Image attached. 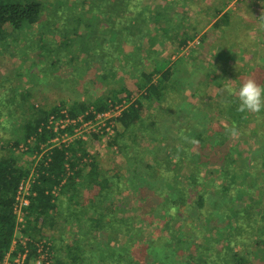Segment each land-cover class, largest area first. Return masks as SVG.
<instances>
[{"label":"trees","instance_id":"trees-1","mask_svg":"<svg viewBox=\"0 0 264 264\" xmlns=\"http://www.w3.org/2000/svg\"><path fill=\"white\" fill-rule=\"evenodd\" d=\"M141 2V0H91L86 6L84 5L86 7L85 13L73 17V20L70 19L71 21L66 23L64 27L67 32L66 35L72 32V38H78L76 36L79 35L88 39L89 48L86 47L87 49L84 51L85 60H95L96 62H91L94 65L99 60H106L99 62V64L107 65L112 62V66L115 64L114 61H117V64L121 63L123 68L126 64L133 67L137 65L136 67H138L136 68L138 69V77L134 81V88H129L126 83L120 88L111 89L108 96L97 98L92 103L75 101L66 111L71 117L88 113L87 118H93L96 113L104 112L116 103L136 96L134 101L115 118L116 131L110 144H117L121 150H125L124 152L131 156L133 171L129 181L126 180V182L130 187H136L135 190H138L139 198H141L139 206L143 216L139 219L143 222L140 224L141 227L139 226L140 231L145 228L142 223L158 222L161 224L159 233L162 232L165 237L153 236L152 239H167V241L165 244L157 243L154 245L149 242L151 238H147L146 241L144 240V246L140 249L141 253L134 255L131 250L133 244L130 243H135L136 237L141 234L134 226L137 222L131 217L117 215L108 208L110 195L103 193V189L109 185V181L99 172L95 161L91 159L90 163H85L89 164L90 168L87 173H83L85 166L81 162L90 155L84 147L85 140L79 139L68 146L53 147L50 151L44 152L39 160L38 178L32 187L34 194L30 197V204L26 209V228L22 230L23 237L21 242L18 241L20 243L16 249L22 252L26 249L28 260L38 258L40 254L38 242L49 236L44 232V228L48 229L54 226L56 213H59L58 217L62 219L64 229L69 225H75V231L71 235L73 239L64 246V259L55 257V264H62V259L66 264L208 263L210 259L204 255L213 250L217 251L214 249L213 242L220 241V239L207 236V229L211 227L223 238H227V244L223 245V248L228 254L232 251L230 245L232 236L236 237L234 241L238 243L237 237L243 239L242 236L249 230L245 228V225L241 228L243 222L239 225L235 221L237 220L235 217L237 218L243 211L249 213L251 207L258 204L259 201L252 197L251 191L249 193L240 192L242 187L237 185L238 172L241 170L246 175L251 174L252 170L243 166L236 167L241 143L234 141V136L230 130L235 126L238 133L244 134L245 125H247L252 113L239 112L237 110L238 97L236 95H230L229 98L223 97L220 92L216 99L220 102L222 97L224 103L222 104V111H219L222 121L217 128H211L207 124L199 127L197 122L201 118L194 119L193 113H186L188 110L185 105L178 106L172 103L163 107L161 101L168 88V83H174L172 77L176 63L166 67L156 65L151 72L144 71L143 67L140 68L146 61L153 63L150 61L153 57L149 55V47L141 49V38L145 36V26L150 21L148 19V17L150 18V7L148 5L141 7ZM173 4L175 8L177 0ZM166 9L168 8L164 9L165 14L160 12L155 13V16L156 18L163 15L167 16L166 22L169 26L163 28L162 37H149L151 47L157 45V39L162 41L164 38L170 40L172 45L184 46L188 39L185 27L187 24L180 22L181 27L179 29L177 23L173 22L172 16H168L169 12H166ZM58 19L60 18H54L52 12H47L44 0H0V42L6 44L7 37L15 36L28 28L44 38L45 45L42 46V51L55 54L54 59L47 58L46 67L50 69V64H56L55 68L57 64L72 67L68 61L61 63L62 58L58 55V47L54 44L56 40L47 37L48 33H53L57 28L56 20ZM86 20H93V23H87L88 28H85ZM84 28L86 31H82L81 34L79 30ZM125 42H129L133 47L132 51H129L130 54H134L136 51L141 53L138 54L137 59H130L129 54L120 50H124ZM97 66L93 67L95 72H97ZM125 68H129V66ZM106 74L104 73L102 76ZM114 75L116 73H113L112 76ZM156 75V80H154ZM236 76L237 73H235ZM153 101L159 103L158 109L169 111L168 120L182 124L180 127L183 128L178 132L180 135L178 136L176 133L175 136L181 140L183 138L191 140L189 144L182 146L184 149L190 151L193 146L196 149L198 146L206 148L208 145L206 157L200 153L195 155L196 158L193 160V157L189 155L190 162L188 165L192 171L190 177L187 178V185H184L177 175L178 168L186 162L185 154L180 153L182 149H179L180 146L175 143H171L173 141L170 131L168 129L164 131L163 124L160 121L158 123L159 119L156 114L149 116L154 119H143L147 110L146 102L152 103ZM59 111L60 107L43 111L33 124L25 126L22 143L28 145L33 141L31 148L26 149V152L34 151L36 155L42 152V144L52 136L43 125H45L49 115L59 113ZM186 118H190V120L187 121ZM187 124L194 128L188 130ZM40 127H43L42 131L38 130ZM99 137L98 134L94 133L89 138L96 139ZM138 138L144 140L151 138L158 142L160 140L166 141L165 148L158 146L156 149L152 148L151 161L146 163L143 158L146 154L145 149H140V144H134L130 147L128 143L130 140L134 141ZM252 154L257 155L250 159L255 164V171L258 167L264 170V146L257 148V151L254 149ZM17 161L15 156H0V264L3 263L9 252L15 236L16 225L13 206L16 191L21 179L28 172V169L18 167ZM259 161L261 165H259ZM81 165L82 167H80ZM212 165L220 166L219 177L221 179L219 180L221 181L217 185L221 189L218 195L207 194L208 189L204 188L205 178L199 176L202 172L208 173V167ZM69 170H73V175H67ZM149 171L151 175L147 176L146 172ZM74 176L81 178L82 182L99 187V190H95L97 192L91 194L87 203L79 199L80 195L75 196L77 195L75 193L80 192L77 186L84 183L75 181ZM65 177L68 179L63 184L60 194L54 195L52 193L53 187L60 185ZM146 179H151L152 185ZM201 179H203V189L198 190L197 187L202 182ZM142 183L151 185L149 192L144 190ZM166 184H172V188L168 189L165 187ZM262 185L263 188L260 193H264V183ZM192 189H195L196 192H191ZM240 195L243 197L239 198ZM64 196L65 199H63ZM243 199L244 203H242ZM207 205H209L208 209H206ZM222 206L223 209L226 206L228 211H220ZM233 220L234 224L232 225ZM174 222L179 225L176 229L172 228ZM260 229L264 231V225ZM119 233L127 235L123 249L113 245ZM255 234L262 238L260 240L264 244V233ZM250 235H252L251 232L247 233L246 237ZM203 236L208 237L207 244L204 243L205 241L202 242L203 239H200ZM44 247L48 248L46 244L43 246V250ZM54 249L52 248V251ZM231 256L235 258V264H264V256L254 260L236 250L231 253Z\"/></svg>","mask_w":264,"mask_h":264},{"label":"rangeland","instance_id":"rangeland-1","mask_svg":"<svg viewBox=\"0 0 264 264\" xmlns=\"http://www.w3.org/2000/svg\"><path fill=\"white\" fill-rule=\"evenodd\" d=\"M44 1L47 12H52L55 19L60 18L56 20L58 25L55 31L48 33L47 37L56 40L54 44L58 47V55L62 58L61 63H67L68 61L72 64L70 65L72 67L63 66L62 64H57L56 68V64H50V69L46 67L47 58L52 60L55 54L42 51V46L45 45L44 38L28 28L15 36L7 37L6 44L0 42V156H15L18 159V167L28 169V171L37 158H34L36 155L34 151L26 152V149L31 148L33 141L28 145L22 143L24 141L25 126L33 124L43 111H49L55 107L66 110L75 101L92 103L97 98L108 96L111 89L120 88L126 83L132 89L135 87L134 81L138 77L137 65L133 67L125 63L129 68H125L126 66L123 68L121 63H119L120 66L117 64V61H114L115 64L111 66L112 62L107 65H104V63L99 64V62H105L106 60H99L95 65L91 63L92 61L96 62L95 60H85L84 51L89 48L88 39L79 35L76 36L78 38H72V32L66 35L67 32L64 29L66 23L73 20V17L85 13V6L91 0ZM141 1V7L143 5L150 7V18L147 16L150 21L145 26V36L141 38V49L149 47V55L153 57L150 61H153V63L146 61L140 68L143 67L144 71L151 72L156 65L166 67L176 63L172 77L174 83H168V88L161 101L163 107H167L172 103L178 106L185 105L188 110L186 113H193L195 115L194 119L201 118L197 122L199 127L207 124L211 128H217L222 121L219 111H222L224 99L221 97L219 102L216 96L220 92L223 97L229 98L230 95L225 89L226 84H230L235 90L240 87L243 81L251 78L264 85V0H177L175 8L173 4L175 0ZM165 8H168L166 9V12H169L168 16H172L173 22L177 23L179 29L181 27L180 22H186L188 39L184 46L172 45L170 40L164 38L162 41L157 39V45L151 47L149 37H162L163 28L169 26L166 22L167 16L163 15L158 18L155 16V13L163 12L165 14ZM215 21H217V24L214 25ZM85 22V28H88L87 23L91 24L93 20H86ZM85 28L79 30V32L82 34V31H86ZM132 49V45L125 42L124 50H120L125 54H129L130 59H137L138 54L141 53L136 51L134 54H130L129 51H132ZM96 65H98L97 72L93 70ZM104 73H107L106 77L102 76ZM113 73H116V75L112 76ZM235 73H237L236 77ZM104 77L105 79H103ZM156 77L157 75L153 79L156 80ZM145 106L147 110L143 119L148 120L152 118L149 117L151 114H156L159 119L158 123L160 121L163 126L166 125L165 127L162 126L164 131L166 129L170 131L173 141L171 143L180 146L179 149H182L180 153L185 154L186 162L178 168L177 175L182 183L187 185V178L190 177L192 171V168L188 165L190 162L189 155L193 157V160L196 158L195 155L200 153H203L206 157L209 149L208 145L206 148L198 146L196 149L193 146L190 151L184 149L182 146L189 144L191 140H185L184 138L181 140L175 136L183 128L180 127L182 124L168 120L169 111L158 109L159 103L156 101L146 102ZM90 108L92 107L90 106ZM186 120L188 121L190 118H186ZM186 126L189 127L188 130L194 128L189 124ZM244 130V134L238 133L234 136V141L241 143L239 145L241 146L240 156L238 155L236 167H247L252 172L245 175L240 170L237 185L242 187L240 192L249 193L251 191L252 197L259 203L254 204L249 213L243 211L237 218L235 217L237 219L235 221L239 225L243 222L241 228L245 225V228L249 230L242 236L243 239L237 237L238 243L234 241L236 237L232 236L230 245L232 248L231 253L236 250L248 258L256 260L264 256V244L260 240L262 238L257 237L255 234L264 233L260 229L264 225V193H260L263 188L262 183H264V170L258 167L255 171V164L250 159L257 156L252 154L254 149L257 151V148L264 146V111L256 114L252 113ZM113 134L104 133L99 135V138L85 140L84 147L90 157L82 160L81 164L85 166L83 173H87L90 165L85 163H90L91 159L96 162L99 172L109 181V185H106L103 189V193L110 195L108 208L117 215H124L125 217H131L134 221L136 220L137 224L134 226L141 234L136 237L135 243H130L133 244L131 250L136 256L141 253L140 249L144 246L147 238H151L149 242L154 245L157 243L165 244L167 239H152L153 236L165 237L162 232L159 233L161 224H158V222L142 223L145 228L140 231V224L143 222L139 219L143 216L139 206L141 198H139L138 190H135L136 187L131 186V188L127 183L133 171L131 156L126 154L125 150H121L117 144H110L113 140ZM17 141L18 144H16ZM128 143L130 147L134 144H140V149L146 151L143 158L148 163L151 161V149H156L157 146L165 148L166 141L162 142L160 140L158 142L151 138L145 140L138 138L134 141L130 140ZM21 145L23 146L21 147ZM258 163L261 165L260 161ZM38 164L40 165L39 162ZM219 170L220 166L212 165L208 167V173L202 172L199 175L205 178L204 188L208 189L207 194H219L221 189L217 185L221 181L219 180L221 179ZM146 174L147 176L151 175V172H146ZM67 175H73V170H69ZM67 179L65 177L60 185L53 187L52 193L54 195L60 194ZM74 179L77 182L84 183L77 186L80 192L75 193L77 194L75 196L80 195L79 199L84 203L88 202L93 192H97L95 190H99L98 186L82 182L79 177L74 176ZM146 180L150 181L152 185L151 179ZM201 180L202 182L197 187L198 190L203 189V179ZM142 185H144V190L149 192L151 185H148V183H142ZM138 187L140 186L138 185ZM165 187L172 188V184H166ZM191 192H196V190L192 189ZM241 197L243 195H240L239 198ZM63 199H65V196ZM243 201L244 199L242 203H244ZM208 206L206 209H208ZM220 208L222 212L228 211L226 206L225 209H223V206ZM58 214L54 215L56 221L54 226L48 229L44 228V232L49 236L38 242L39 247H43L45 244L48 247H44L42 264H55V257L63 258L65 244L70 243L73 239L71 235L75 231V225H69L64 229V224ZM233 222L234 220L231 223L232 225ZM175 223L172 224V228L176 229L179 225ZM206 232L208 233L207 236L220 239V241L213 242L214 249H217V251L207 252V255L204 256L208 257L210 261L202 264H235V258L231 256V253H226L223 248V245L227 244V238H223L211 227ZM250 232L252 235L246 237L247 233ZM22 233L21 230L15 233L13 250L10 248L3 264H14V258L19 252H22L19 249L16 250ZM219 235L221 236L219 237ZM207 236L200 237V239H203L202 242L205 241L206 244L208 241ZM126 238L127 235L119 233L113 245L123 249ZM52 248L55 249L52 251ZM219 250L221 251L218 252ZM36 258L27 259L25 264H35ZM63 259L62 264H66Z\"/></svg>","mask_w":264,"mask_h":264},{"label":"built area","instance_id":"built-area-1","mask_svg":"<svg viewBox=\"0 0 264 264\" xmlns=\"http://www.w3.org/2000/svg\"><path fill=\"white\" fill-rule=\"evenodd\" d=\"M136 96H132L128 100H122L116 103L110 109L96 113L93 118H87L88 113L79 114L76 117H71L68 115L65 109H61L59 113H53L49 115L46 121L45 127L52 136L42 144V152L38 156L33 165L29 168L27 174L21 179L19 186L16 191L15 203L13 206V213L15 214V225L16 232L26 228V209L30 204V197L34 194L32 187L37 181L38 177V162L42 154L46 151H50L53 147L68 146L70 143H74L77 140H87L90 135L96 133L102 135L104 133L113 134L116 131V121L115 118L125 109L129 104H131ZM43 127L38 130L42 131ZM52 144V145H50ZM23 145H21L22 147ZM23 234L21 236V239ZM20 239V242H21ZM11 245L15 244V239H13ZM39 256L35 264H42L44 260L43 247H39ZM9 254V253H8ZM6 258V257H5ZM27 259V250L24 252H19L14 258V264H25ZM5 260V259H4ZM4 262V261H3ZM3 264V263H2Z\"/></svg>","mask_w":264,"mask_h":264},{"label":"clouds","instance_id":"clouds-1","mask_svg":"<svg viewBox=\"0 0 264 264\" xmlns=\"http://www.w3.org/2000/svg\"><path fill=\"white\" fill-rule=\"evenodd\" d=\"M229 95L238 97V111L241 113H260L264 111V85L258 83L255 79L243 81L240 87L234 90L230 84L225 85ZM233 136L238 134V129L234 126L231 130Z\"/></svg>","mask_w":264,"mask_h":264}]
</instances>
